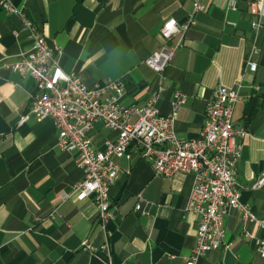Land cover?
Here are the masks:
<instances>
[{"label": "crops", "instance_id": "0c3cea01", "mask_svg": "<svg viewBox=\"0 0 264 264\" xmlns=\"http://www.w3.org/2000/svg\"><path fill=\"white\" fill-rule=\"evenodd\" d=\"M11 1L22 15L0 7V264H184L199 220L184 210L193 176L157 175L151 162L133 154L115 158L118 171L109 188L114 215L102 226L93 200L72 194L82 171L75 154L58 147L52 120L31 117L19 124L34 80L5 65L33 45L31 30L24 28L27 20L58 47L65 72L76 73L90 87L123 79L122 104H145L157 79L144 59L160 46L166 20L186 21L191 0ZM201 3L204 11L196 13L165 69L157 107L168 114L173 92L184 93L173 127L179 138L196 137L212 89L240 82L233 121L248 134L236 182L241 202L264 217V185L251 187L264 170V30L251 27L250 0H236L235 10L227 7L228 0ZM250 60L257 63L254 71ZM88 135L101 149L116 133L98 122ZM224 227L230 248L206 253L200 264H264L254 245L253 238L261 235L254 224L244 225L232 210L224 216ZM85 240L90 249H84Z\"/></svg>", "mask_w": 264, "mask_h": 264}, {"label": "built area", "instance_id": "2783aa9c", "mask_svg": "<svg viewBox=\"0 0 264 264\" xmlns=\"http://www.w3.org/2000/svg\"><path fill=\"white\" fill-rule=\"evenodd\" d=\"M191 2L184 23L178 24L174 18L163 23L160 46L144 59V64L156 74L157 83L142 105L122 104L123 79L90 87L76 73L65 72L56 57L58 47L49 44L26 20L24 28L31 30L33 45L17 61L5 65L9 71L29 75L34 80V91L19 124L31 117L38 121L52 120L57 129L58 147L74 153L75 163L82 171V179L73 186L72 194L80 201L93 200L102 226L114 215L109 196V188L118 171L114 159L133 154L151 162L157 175L171 176L181 172L194 178L184 210L197 214L199 220L194 245L184 258V264H200L206 253L230 248L231 243L225 239L224 216L232 210L240 213L244 225L252 223L261 231L253 241L257 252L264 257V217L256 216L241 202L235 175L242 141L248 134L247 127L233 121L234 108L240 100V82L231 87L218 84L212 89L205 105L204 123L196 137L179 138L173 127L177 109L186 100L184 93L173 92L168 114H161L157 107L163 92L161 82L165 69L182 46L185 32L195 23L196 13L205 9L201 0ZM0 7L8 14L22 15L11 0H0ZM227 7L235 10L236 0H228ZM249 11L253 16L251 27L264 30V0H250ZM176 35L178 39L169 44ZM247 64L249 70L256 69V62L250 60ZM98 122L116 133L115 138L104 141L101 149L94 148L88 135ZM262 185L264 170L251 187ZM67 196L65 192L61 193V198ZM135 209H141L140 202ZM83 247L90 249L91 246L85 240Z\"/></svg>", "mask_w": 264, "mask_h": 264}, {"label": "snow or ice", "instance_id": "6c2138e0", "mask_svg": "<svg viewBox=\"0 0 264 264\" xmlns=\"http://www.w3.org/2000/svg\"><path fill=\"white\" fill-rule=\"evenodd\" d=\"M169 27H171V25H169Z\"/></svg>", "mask_w": 264, "mask_h": 264}]
</instances>
